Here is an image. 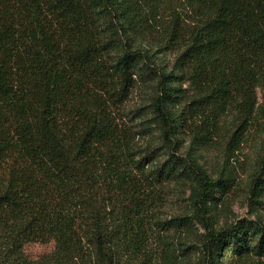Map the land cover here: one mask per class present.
<instances>
[{"label": "trees", "instance_id": "16d2710c", "mask_svg": "<svg viewBox=\"0 0 264 264\" xmlns=\"http://www.w3.org/2000/svg\"><path fill=\"white\" fill-rule=\"evenodd\" d=\"M263 84L264 0H0V264H155V189L187 182L207 207L228 181L193 148L224 114L244 126ZM148 87L159 140L142 145L125 103ZM203 246L200 264L264 262V225L207 227Z\"/></svg>", "mask_w": 264, "mask_h": 264}, {"label": "rangeland", "instance_id": "374dc122", "mask_svg": "<svg viewBox=\"0 0 264 264\" xmlns=\"http://www.w3.org/2000/svg\"><path fill=\"white\" fill-rule=\"evenodd\" d=\"M168 63L173 55L167 54ZM185 98L192 94L190 82L183 83ZM257 104L250 120L238 126L234 112L224 114L213 138L196 144L193 153L209 176L227 178V187L216 192L207 207L197 211L190 199L191 189L187 182L168 181L158 185L156 203L149 213L148 228L151 239L149 246L155 251V264H200L205 259L203 237L207 227L220 228L246 221L264 225V182L254 189V178L260 174L264 156V84L257 88ZM152 88H141L126 100V112L139 109L142 117L127 123L138 133L136 141L145 145L155 144L159 132L150 126V98ZM140 123L146 124L139 127ZM140 136V138H139ZM137 143V142H136ZM188 137L183 138L179 153H187L190 147ZM164 160V151L157 155ZM264 172H262V175ZM178 218L187 222L189 228L176 230L165 226V221ZM163 226V227H162ZM55 248L54 241L30 242L25 245L26 253L32 257L49 253ZM227 252L224 253V257ZM228 264V263H225ZM246 264H264L262 259L252 256Z\"/></svg>", "mask_w": 264, "mask_h": 264}]
</instances>
